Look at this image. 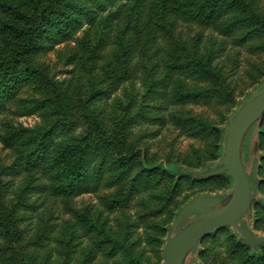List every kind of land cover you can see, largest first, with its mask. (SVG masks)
<instances>
[{
    "label": "rangeland",
    "instance_id": "rangeland-1",
    "mask_svg": "<svg viewBox=\"0 0 264 264\" xmlns=\"http://www.w3.org/2000/svg\"><path fill=\"white\" fill-rule=\"evenodd\" d=\"M8 1L17 6L0 11V18L24 29L36 16L35 2L50 0ZM178 4L182 12L174 10ZM95 11L94 24L82 14L65 36L54 32L42 42L26 61L37 73L19 83L9 110L0 113V133L4 117L34 128L39 112H16L49 99L65 121L54 144L72 147L76 138H89L88 178L73 192L55 191V170L42 161L28 168L21 150L0 140V219L36 180L29 208H19L20 232H0V264H163L179 228L221 213L232 201V177H217L233 118L264 90V0H114ZM123 32L133 43L126 71L113 54ZM18 43L0 32V63ZM240 157L250 188L247 213L238 225L197 241L179 264H247V253L264 264V110L242 134ZM96 172L120 178L111 188H95ZM202 198L213 200L191 211ZM101 242L118 247L106 257ZM237 242L248 250L235 248Z\"/></svg>",
    "mask_w": 264,
    "mask_h": 264
},
{
    "label": "trees",
    "instance_id": "trees-1",
    "mask_svg": "<svg viewBox=\"0 0 264 264\" xmlns=\"http://www.w3.org/2000/svg\"><path fill=\"white\" fill-rule=\"evenodd\" d=\"M28 1L30 2V0H27V2ZM88 1L92 4L82 3L81 0L37 1L35 3L39 6L36 16L30 21L29 26L24 29L19 28L13 19L5 20L0 18V32L14 35L19 41L12 57L0 63V113L9 110V108H7V103L12 100L13 93L16 91L19 83L23 80L30 81L37 73L27 65L26 61L29 60L30 55L36 54L42 49V42L50 39L51 33L56 32L57 34L65 36L69 32V24L75 20V22H79V17H81L82 14L87 16L86 18L90 24H94L97 20V12L95 10L100 9L106 11L108 3L114 2V0ZM16 6L15 2L9 3L8 0H0V11H2L4 15L13 12ZM183 7L184 5L178 4L175 5L174 10L182 12ZM198 7L199 6L196 8ZM200 11L201 10L198 12L200 13ZM209 15L210 19L213 18V11ZM104 26L106 28L112 26L110 19L105 20ZM114 46V60L118 62V64H121L123 68L127 67L128 63L131 61L133 43L125 38V33L123 32L114 39ZM106 68V73L112 78L115 77V67L113 63L111 64V62H109ZM124 71H126L125 68ZM15 100L22 102L21 98ZM49 102L50 100L45 98L41 101H33L32 105H23L22 108L16 112V114L19 115H34L35 112H39L41 123L34 128H25L22 125L14 126L10 119L4 117L2 119V124L5 133H0V140L10 149L16 151L21 150V162L28 168L37 167L39 162L42 161L48 166L49 170H55V181H53L55 191L73 192L74 190H80L82 188V183L88 178L86 175L88 166L86 154L89 151V145L86 142L89 138L86 136L76 138L75 144L72 147H64L62 143L54 144L53 138L65 121H63L64 115L59 112V115H56L55 112L52 111V105H50ZM60 115L62 118H57ZM96 126L98 127V124H96ZM225 133L226 131L223 130L222 147L224 146ZM53 144L54 146H52ZM115 149L117 148L115 147ZM70 154L72 157H68ZM117 165L118 163H116L115 167ZM164 175V173L161 174V176ZM104 177L105 176H103L101 172H96L94 174L92 183L95 188H98L102 184L108 188L115 186L119 181L120 175L114 173L106 178ZM217 178L220 180H229L230 175L227 170L223 169ZM35 182V178L27 182L26 185L20 189V194L13 200L11 206L6 208L5 214L0 219V232L9 235H17L20 232L16 230V227L18 222L24 219V216L19 215V208H29L30 204L26 201L28 199L27 194H29V190H32L31 188L36 187V185L30 187L33 186ZM183 228H179L172 236ZM99 247H102V253L107 257V255L113 254V251L116 250L118 245L115 244L111 248H108L107 245L101 242V246ZM235 248H244L246 251L248 250L238 242L235 243ZM262 261L260 257L247 253L244 263L261 264Z\"/></svg>",
    "mask_w": 264,
    "mask_h": 264
},
{
    "label": "water",
    "instance_id": "water-1",
    "mask_svg": "<svg viewBox=\"0 0 264 264\" xmlns=\"http://www.w3.org/2000/svg\"><path fill=\"white\" fill-rule=\"evenodd\" d=\"M264 110V90L246 104L233 118L226 138L227 170L234 181L233 198L224 211L214 216L190 223L172 236L164 249L163 264H179L183 256L197 241L225 226L238 225L250 206V188L240 157V140L246 127ZM213 199L195 201L191 211L206 206Z\"/></svg>",
    "mask_w": 264,
    "mask_h": 264
}]
</instances>
